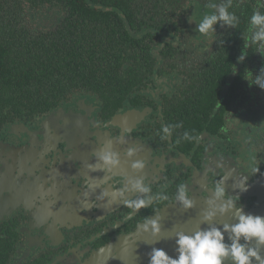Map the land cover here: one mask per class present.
<instances>
[{
    "label": "flooded vegetation",
    "instance_id": "flooded-vegetation-1",
    "mask_svg": "<svg viewBox=\"0 0 264 264\" xmlns=\"http://www.w3.org/2000/svg\"><path fill=\"white\" fill-rule=\"evenodd\" d=\"M1 1L16 37L0 78L20 77L0 79V264H151L153 249L178 258L177 242L156 246L152 221L185 228V214H164L185 199L194 234L217 228L228 245L225 225L241 211L264 216V89L249 83L264 76V52L256 42L249 54L259 26H239L252 0H226L237 19L207 34L198 23L225 0H158L133 13L136 25L118 10L123 23L112 17L105 31L68 7ZM107 152L119 163L105 164ZM135 199L146 205L125 206ZM239 243L264 257L255 238Z\"/></svg>",
    "mask_w": 264,
    "mask_h": 264
},
{
    "label": "clouds",
    "instance_id": "clouds-1",
    "mask_svg": "<svg viewBox=\"0 0 264 264\" xmlns=\"http://www.w3.org/2000/svg\"><path fill=\"white\" fill-rule=\"evenodd\" d=\"M217 11L210 15H205L198 23L197 30L202 34H207L214 31V25L218 21H223L229 25L237 19L234 13L228 11L229 5H214ZM259 26L258 30L252 35V42H261L259 46L260 52H264V14L258 9L255 10L250 18V28ZM241 60L244 59L242 55ZM250 85H258L264 89V76H255L254 81L249 80ZM167 133L168 129H164ZM185 139H188L187 134ZM136 152L135 148L128 150V155L132 156ZM105 164L115 165L119 163L118 154L114 152H107L101 156ZM143 161H137L133 164L135 169L144 168ZM94 167V166H90ZM148 191L147 188L142 189ZM178 191L184 194L187 189L184 184L178 186ZM224 189L222 187L216 188L217 195H221ZM146 205L143 199L127 200L125 206L130 209L138 210ZM184 206L186 208L192 207V201L185 199ZM223 211V209H222ZM239 223L235 225H225V231L230 227L232 233L235 234L236 239L231 245L224 242L225 237L220 229L212 228L207 231H199L194 235L178 234L177 243L179 245L180 255L178 258H171L163 249H153L151 255V264H224V258L231 255L236 264H252L253 258L264 264V257H261L259 252L254 248H246L245 245L239 243L240 238L249 240L255 238L259 245H264V216L241 214L238 217ZM154 229L158 231L157 222L152 221ZM138 227V225H137Z\"/></svg>",
    "mask_w": 264,
    "mask_h": 264
},
{
    "label": "trees",
    "instance_id": "trees-1",
    "mask_svg": "<svg viewBox=\"0 0 264 264\" xmlns=\"http://www.w3.org/2000/svg\"><path fill=\"white\" fill-rule=\"evenodd\" d=\"M135 0H26V2L29 3L30 7L36 8V7H40V6H45V4L47 5H51V6H57V7H61V8H70L71 10H75L80 12L81 17H83V15L87 14L91 15L93 17V22H97L99 23V27L102 28L104 27V31L106 28H111V25L108 24V20H110L112 17L114 18V20L117 22L119 21L120 23H123V19L122 17L118 14V10L122 11L127 18L131 21V23L135 24L136 23L133 21V13H136L137 15H145L148 11H150L151 9H153L155 7V1L158 0H136V2H134ZM160 1V0H159ZM253 3L251 2V4H249L247 6V9L245 10L244 7V11H245V17H244V22L239 24L240 27H242V29L244 28H250V18L253 14V12L255 10H259L261 9V7H257L258 5H255L256 0H252ZM7 5L12 6L13 9H18L17 7L21 6L23 7V0L19 1L18 0H6ZM227 1L225 0L224 5H226ZM160 10L162 12H164V7L163 4L160 5ZM3 4L2 1L0 0V13L1 10H3ZM231 9H233V11L235 10V8L229 6ZM98 8H102V10H99ZM105 8H111V10L109 12H107L106 10H104ZM7 9V8H6ZM113 9H116L114 11H112ZM235 12V11H234ZM21 20V19H20ZM3 22V20H0V67L5 68V57L8 56L9 52L6 50L5 46L7 44H9L11 42V40H13L16 35H15V31L12 32L11 30H7L9 29L8 26H10L9 24H1ZM167 22V20L165 21V23ZM78 21L73 20V24H77ZM164 23V24H165ZM97 25V24H96ZM106 25H108V27H106ZM162 29V28H161ZM7 30V31H6ZM26 31V29H25ZM60 32V30L58 31V33ZM126 35L128 36V32H125ZM60 34V33H59ZM158 35L155 36V39H158ZM238 41V38H237ZM252 41V40H251ZM249 48L251 49L249 51V54L251 56V54L254 52V43L250 42L249 43ZM0 75L1 72H0ZM8 77V76H7ZM19 75H15L14 73L6 78H0L3 79L5 81H11L14 80L15 82H19Z\"/></svg>",
    "mask_w": 264,
    "mask_h": 264
},
{
    "label": "water",
    "instance_id": "water-1",
    "mask_svg": "<svg viewBox=\"0 0 264 264\" xmlns=\"http://www.w3.org/2000/svg\"><path fill=\"white\" fill-rule=\"evenodd\" d=\"M184 209L185 211L183 212ZM164 214H170V215H180V214H185L186 217L183 221V224L185 225V228H180V222L179 221H174L173 219H166L167 222H169V229L167 231L163 230L162 232L161 231H157L154 233V235L157 236L158 233H161V238H159V242L156 246H168L170 245L172 242H177V239H178V234H180V230L183 231L184 233L183 234H186V235H194V223H196L194 221V216L196 214V211H195V208L194 207H191V208H178V209H175L174 207L173 208H170L169 210H167ZM178 228V229H177ZM147 232V229L144 228L137 236L136 240H141V241H145L146 242V233ZM153 235V236H154ZM152 237L150 235L147 236V239L150 240ZM167 240H168V243H167ZM125 241H128V239H120L119 242L120 243H123ZM115 243V242H113ZM118 243V242H117ZM149 244H151V242L149 241L148 242ZM116 244V243H115ZM115 244H113L112 246H114ZM119 245H123V244H119ZM117 245V246H119ZM129 245V246H133L135 244L131 243L130 241L127 242L126 246Z\"/></svg>",
    "mask_w": 264,
    "mask_h": 264
},
{
    "label": "crops",
    "instance_id": "crops-1",
    "mask_svg": "<svg viewBox=\"0 0 264 264\" xmlns=\"http://www.w3.org/2000/svg\"><path fill=\"white\" fill-rule=\"evenodd\" d=\"M45 6L48 7L49 5L45 4ZM40 7H41V6H40ZM49 7H53V6L50 5ZM56 7H57V6H56ZM36 8H39V7H36Z\"/></svg>",
    "mask_w": 264,
    "mask_h": 264
}]
</instances>
